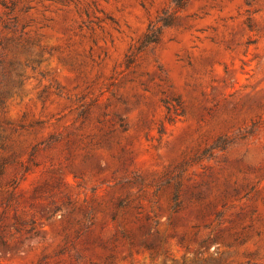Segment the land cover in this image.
I'll use <instances>...</instances> for the list:
<instances>
[{
    "label": "rangeland",
    "instance_id": "1",
    "mask_svg": "<svg viewBox=\"0 0 264 264\" xmlns=\"http://www.w3.org/2000/svg\"><path fill=\"white\" fill-rule=\"evenodd\" d=\"M0 41V264H264V0H0Z\"/></svg>",
    "mask_w": 264,
    "mask_h": 264
},
{
    "label": "trees",
    "instance_id": "2",
    "mask_svg": "<svg viewBox=\"0 0 264 264\" xmlns=\"http://www.w3.org/2000/svg\"><path fill=\"white\" fill-rule=\"evenodd\" d=\"M159 39V34L158 33H147L145 35V38L143 40L144 44L156 42ZM5 42V41H4ZM2 43L0 41V45L2 47L6 46V43ZM5 59L3 57H0V65L4 64ZM9 72L7 70L0 69V107H4L5 105V100L6 97L11 93L12 89L15 87L14 82L11 81L10 85H7L6 81L8 79ZM7 86V87H6Z\"/></svg>",
    "mask_w": 264,
    "mask_h": 264
}]
</instances>
